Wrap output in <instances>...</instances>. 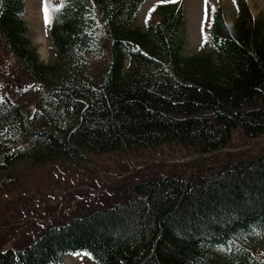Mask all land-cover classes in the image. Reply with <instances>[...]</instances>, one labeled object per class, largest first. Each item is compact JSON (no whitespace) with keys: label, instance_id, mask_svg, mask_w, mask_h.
I'll use <instances>...</instances> for the list:
<instances>
[{"label":"trees","instance_id":"trees-1","mask_svg":"<svg viewBox=\"0 0 264 264\" xmlns=\"http://www.w3.org/2000/svg\"><path fill=\"white\" fill-rule=\"evenodd\" d=\"M60 1L49 12L53 57L44 62L24 0H0V45L37 83L28 98L0 90V192L21 163L68 162L86 174L103 153L167 143L204 153L225 146L235 128L264 132V16L243 0L228 21L217 11L190 53L175 4L159 5L158 19L142 26L134 17L144 0ZM117 194L122 201L0 250V264H56L79 249L95 264H264L263 155L202 175L147 177Z\"/></svg>","mask_w":264,"mask_h":264},{"label":"rangeland","instance_id":"rangeland-1","mask_svg":"<svg viewBox=\"0 0 264 264\" xmlns=\"http://www.w3.org/2000/svg\"><path fill=\"white\" fill-rule=\"evenodd\" d=\"M158 1H176L181 4L185 18L184 53L200 49L201 37L212 12L219 9L228 21L235 17L237 10L234 0H207V5L205 0H145L136 13L134 22L145 26L148 10ZM245 2L252 16H264V0ZM42 4L43 0H25L24 19L39 58L50 62L53 56L47 36L49 24L44 21ZM150 19L151 22L157 20L158 12L152 13ZM25 76L20 73L12 57L5 55L3 46L0 45V90L4 86L9 91L19 88L18 97L28 98V89L33 83H37ZM261 155L264 156V132L246 136L241 133L240 128H235L227 144L213 151L200 153L178 144L167 143L154 148L142 147L129 154L103 153L93 156L95 165L86 174L68 162L27 168L21 163L12 170V176L17 181L0 192V240L5 239L9 247L20 248L43 231L45 226L40 224L41 220L52 221L49 217L58 213L59 219L49 224L52 225L66 222L72 216L88 213L99 207L96 204L108 201L124 187L146 177L154 178L171 172L206 173L224 163ZM134 164L137 165L136 170L131 168L128 173L116 177L117 181L110 179L109 175L122 172L125 165L131 167ZM72 197L73 200L67 203ZM63 202L67 204L63 206ZM75 256L80 257L79 261L88 259L85 253ZM64 261L65 264L78 262L70 257H66Z\"/></svg>","mask_w":264,"mask_h":264},{"label":"snow or ice","instance_id":"snow-or-ice-1","mask_svg":"<svg viewBox=\"0 0 264 264\" xmlns=\"http://www.w3.org/2000/svg\"><path fill=\"white\" fill-rule=\"evenodd\" d=\"M205 4L207 5V0H205ZM52 7H63V3H58V4H54L52 5ZM49 0H44V11H45V19L47 20L48 18V12H49ZM215 10L214 6H213V11ZM205 39H207V36L205 37Z\"/></svg>","mask_w":264,"mask_h":264}]
</instances>
